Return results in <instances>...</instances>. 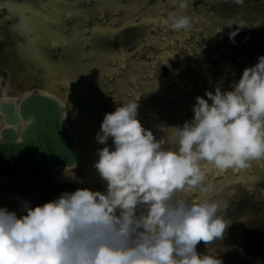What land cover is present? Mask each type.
Returning a JSON list of instances; mask_svg holds the SVG:
<instances>
[{"label": "rangeland", "instance_id": "obj_1", "mask_svg": "<svg viewBox=\"0 0 264 264\" xmlns=\"http://www.w3.org/2000/svg\"><path fill=\"white\" fill-rule=\"evenodd\" d=\"M3 4L20 6L27 17L35 15L33 24L38 22L42 33L30 53L21 51L17 44L23 38L10 33L15 17H0V100L19 101L33 92L56 97L79 152L73 168L56 173H68L82 188L96 191L106 189L93 167L97 149L105 146L95 135L106 112L138 100L142 125L156 139L167 137L171 127L192 118L197 95L214 92L222 77L223 88H229L245 67L264 55V0H244L242 5L233 0H187L185 9L171 0H0V9ZM171 12L189 16L190 27L171 30L165 24ZM28 27L36 26L31 22ZM235 30L232 43L228 33ZM89 101L99 108L96 118L82 112ZM203 166L204 183L213 190L187 197L227 202L222 215L232 222L224 236L206 248L223 264H264V159L251 161L246 169ZM1 186L4 197L11 186ZM206 248L203 242L197 245L201 253Z\"/></svg>", "mask_w": 264, "mask_h": 264}, {"label": "clouds", "instance_id": "obj_2", "mask_svg": "<svg viewBox=\"0 0 264 264\" xmlns=\"http://www.w3.org/2000/svg\"><path fill=\"white\" fill-rule=\"evenodd\" d=\"M165 24L187 30L191 18L171 12ZM238 31L228 33L232 43ZM256 59L229 88L222 77L214 92L197 95L192 118L167 137L142 125L138 100L106 112L95 135L105 146L93 164L106 190L21 201L19 213L0 207V264H223L206 246L232 223L222 215L227 202L186 194L213 190L204 164L226 171L264 159V55Z\"/></svg>", "mask_w": 264, "mask_h": 264}, {"label": "water", "instance_id": "obj_3", "mask_svg": "<svg viewBox=\"0 0 264 264\" xmlns=\"http://www.w3.org/2000/svg\"><path fill=\"white\" fill-rule=\"evenodd\" d=\"M14 12L20 15L25 10L19 6ZM23 20L19 24L20 30ZM35 40L40 41V38L30 40L28 44L33 46ZM0 111L4 112L5 123L10 125L0 132V181H18L24 193L22 199L13 196L3 199L0 206L11 201L19 205L27 198L31 200L29 195L36 204H43L62 192L82 188L73 179L64 178V175L58 177L56 173L58 169L73 168L79 159L77 142L64 123L62 105L56 97L33 92L23 96L17 104L12 101L2 103ZM82 112L96 118L99 108L89 101L83 104Z\"/></svg>", "mask_w": 264, "mask_h": 264}, {"label": "flooded vegetation", "instance_id": "obj_4", "mask_svg": "<svg viewBox=\"0 0 264 264\" xmlns=\"http://www.w3.org/2000/svg\"><path fill=\"white\" fill-rule=\"evenodd\" d=\"M7 4H9V5H11L9 2H6ZM6 3H4V4H6ZM47 3H50V2H47ZM3 4V6H4V8L3 9H0V17H3V18H5V16L6 17H10V18H12V17H15V22L12 24V26H9V27H11V30H10V33L11 34H15V32H17V33H19L20 35H21V37L23 38V42L22 43H20V44H17V45H19V47H23L22 49H21V51H25L26 50V52L27 53H30L31 51H29L28 50V48L31 50V47L32 46H30L28 43H29V41L30 40H33V39H37V38H39L38 37V34L39 33H37V31H39L40 30V27H41V25L37 22V23H34L33 24V21H34V19H36V17H34V16H29V17H27L28 15H26V13L24 12V16H21L22 14L20 13V15H17L15 12H14V10H16V8L17 7H19V6H14V8H12V7H10V8H7V7H5V5ZM3 14H5V16L3 15ZM25 17H27V18H25ZM22 19H24L23 21H22V28H21V30L19 29V24H20V21L22 20ZM36 21H38V20H36ZM32 22V25H34V26H36V27H34V28H32V29H30L31 27H28L27 25H30V23ZM24 23V24H23ZM26 25V27H24ZM36 42V41H35ZM40 57H42L41 55H39ZM43 59V58H42ZM44 60V59H43ZM36 62H39V60H35ZM52 80V79H51ZM50 82H53V80L52 81H50ZM49 85V84H48ZM54 86V85H53ZM52 86V87H53ZM49 89V88H48ZM68 93L69 92H67L66 93V95L68 96ZM0 95H1V92H0ZM9 101H12V102H14L15 104H17L19 101H16V100H13V99H8V98H6L5 100H0V105L2 104V103H4V102H9ZM4 118H5V116H4V112L3 111H0V132H1V130L2 129H4L5 127H9L10 125H8L7 123H5V120H4ZM12 127V126H11ZM14 127V129L16 130V132L17 133H19V130L15 127V126H13ZM64 178H68V173H66L65 175H64ZM88 179V178H87ZM0 184L2 185V184H4L5 186H11V188L8 190V193H7V195L6 196H4V197H0V201H2L3 199L5 200L6 198H8V197H18V198H23L24 196H23V192L21 191V189H20V183L18 182V181H16L15 183H10L9 181H6V180H1L0 181ZM0 185V187H2ZM17 187L16 188V190L15 189H13V187ZM106 190V189H105ZM29 197L31 198V200H29L28 198L27 199H25V201H28V202H30V204L32 205V206H34V203H35V205H37L36 204V202H34V200H33V196L32 195H29ZM13 201H11L10 203H8V204H5V205H3V206H0V207H6L7 209H9V211H16V210H19L20 209V204L19 205H15L14 203H12Z\"/></svg>", "mask_w": 264, "mask_h": 264}, {"label": "bare ground", "instance_id": "obj_5", "mask_svg": "<svg viewBox=\"0 0 264 264\" xmlns=\"http://www.w3.org/2000/svg\"><path fill=\"white\" fill-rule=\"evenodd\" d=\"M24 24V23H23ZM28 26V25H27ZM24 27H26V25L24 26ZM41 28V27H40ZM41 30H39V32H40ZM50 74V73H49ZM47 79H49V81H52V80H54V79H52L51 80V77H50V75H48V77H47ZM75 115H77V114H75ZM88 174L89 175H87V182H91L92 180H91V178H92V172L90 171V170H88ZM85 184H87V183H85ZM89 185V184H88ZM82 187V186H81ZM9 210V209H8Z\"/></svg>", "mask_w": 264, "mask_h": 264}]
</instances>
